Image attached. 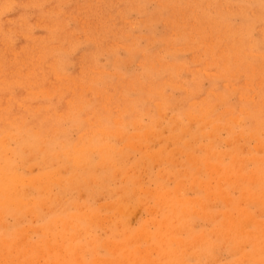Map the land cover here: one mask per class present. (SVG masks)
<instances>
[{
	"label": "rangeland",
	"instance_id": "1",
	"mask_svg": "<svg viewBox=\"0 0 264 264\" xmlns=\"http://www.w3.org/2000/svg\"><path fill=\"white\" fill-rule=\"evenodd\" d=\"M0 163V264H264V0H0Z\"/></svg>",
	"mask_w": 264,
	"mask_h": 264
},
{
	"label": "bare ground",
	"instance_id": "2",
	"mask_svg": "<svg viewBox=\"0 0 264 264\" xmlns=\"http://www.w3.org/2000/svg\"><path fill=\"white\" fill-rule=\"evenodd\" d=\"M15 135H16V134H15ZM22 136H23V135H22ZM22 149H23V147H22ZM51 154H52V153H51ZM55 154H56V153H55ZM80 155H82V154H80ZM83 155H84V154H83ZM83 155H82V156H83ZM27 158H28V156H27ZM84 160H85V159H84ZM82 162H83V161H82ZM82 162H79V163H82ZM86 162H87V161H86ZM86 162H83V164H84V163L86 164ZM14 163H15V162H14ZM22 163H23V162H22ZM0 164H1V163H0ZM9 164H10V163H9ZM83 164H82V165H83ZM11 165H12V164H11ZM8 166H9V165H8ZM14 166H15V165H14ZM1 168H2V166H1ZM12 168H14V167H12ZM3 169H4V168H3ZM9 170L11 171V167L8 169V172H10ZM6 171H7V170H6ZM13 171L15 172V170H12L11 172H13ZM1 172H2V171H1ZM8 174H9V173H8ZM13 174H14V173H13ZM2 175H3V174H2ZM3 176H6V174H4ZM7 176H8V175H7ZM7 176H6V180H7V181L10 180V179H12V178H10V176H9V177H7ZM13 177H14V176H13ZM16 179H17V178H16ZM1 180H2V178H1ZM4 180H5V179H4ZM14 181H15V180H14ZM22 182H23V181H22ZM22 182H21V183H22ZM2 183H3V182H2ZM5 183H6V182H4L3 185H4ZM7 183H8V182H7ZM12 183H13V182H11V184L8 183V184H10V188H9V189H11V185H12ZM0 184H1V183H0ZM4 187H5V186H4ZM8 187H9V186H8ZM16 187H17V186H16ZM19 187H20V186H19ZM3 189H4V188H3ZM9 189H8V190H9ZM6 190H7V189H6ZM19 190L21 191V189H19ZM2 191H3V190H2ZM11 192H12V191H11ZM7 193L10 194V191L7 192ZM22 193H23V192H22ZM3 194H4V193H3ZM5 194H6V193H5ZM5 194H4V195H5ZM11 194H12V193H11ZM6 196H10V195H6ZM15 196H16V195H15ZM15 196H14V197H15ZM10 197H11V196H10ZM14 197H13V198H14ZM18 197L20 198V196H18ZM20 199H21V198H20ZM7 201H8V200H6V202H7ZM1 203L3 204L2 201H1ZM19 203H20V202H19ZM17 205H18V203H17ZM83 216H85L84 218H89V217H91L90 215H89V216L87 215L88 217H86V215H83ZM83 216H82V217H83ZM48 227H49V226H48ZM50 228H51V227H50ZM19 254H20V253H19ZM19 254H18V256H19ZM144 256H145V255H144ZM144 256H143V257H144ZM5 257H6V256H5ZM146 257H147V255H146ZM139 259H140V258H139ZM137 260H138V259H137ZM5 261H6V260H5ZM5 261H4V262H5ZM135 261H136V260H135ZM4 262H3V263H4ZM139 262H140V261H139ZM137 263H138V262H137Z\"/></svg>",
	"mask_w": 264,
	"mask_h": 264
}]
</instances>
